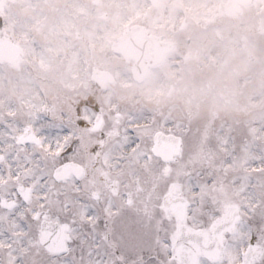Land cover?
<instances>
[{
  "label": "snow or ice",
  "instance_id": "6c2138e0",
  "mask_svg": "<svg viewBox=\"0 0 264 264\" xmlns=\"http://www.w3.org/2000/svg\"><path fill=\"white\" fill-rule=\"evenodd\" d=\"M0 264H264V126L0 111Z\"/></svg>",
  "mask_w": 264,
  "mask_h": 264
},
{
  "label": "rangeland",
  "instance_id": "374dc122",
  "mask_svg": "<svg viewBox=\"0 0 264 264\" xmlns=\"http://www.w3.org/2000/svg\"><path fill=\"white\" fill-rule=\"evenodd\" d=\"M101 1V6H94L93 0H17L15 4L9 5L6 8V27L11 33L13 32L16 35V39L22 42L23 53L18 61L17 67L7 63H0V111H11L16 113L19 112L20 109L25 112L40 110L42 98L38 90V85L42 82L52 100L49 111L55 114L65 113V111L62 110L64 106L62 107L61 105L64 103L62 97L59 96V92H55L54 90L65 86L71 87L73 82L79 88H88L91 86L89 80L87 81V79H84L81 74L83 64L85 62L87 63L89 59L87 45L86 42L82 43L81 41L80 46L74 43L76 32L82 31L91 34L90 40H87L93 42L94 45L102 51L98 56L97 64L107 66L112 60H110L109 51L103 52L105 46L100 43V37L104 34V32L101 31L104 30L108 33L110 27L101 19V15L104 13L103 11H112L115 17L119 19L120 26L127 19L135 20L136 17L140 15V10L138 9L149 3L147 0ZM110 1L112 2L111 4L109 3ZM166 1L170 3L173 9L176 7L181 8V4L183 3L182 0L179 2L178 0H164V2ZM198 3L200 4L201 0ZM110 6L112 9L109 8ZM209 7L215 6L210 5ZM194 8L195 10L199 8L202 9V6L195 3ZM122 9H124L125 12L120 16V10ZM177 14L178 10L176 11V15ZM224 23L226 24V22ZM190 27L195 28L194 25ZM57 41L60 43L59 45L56 43ZM70 41L72 42L70 43ZM214 46L215 44L208 49L206 55H212L213 50L217 49V47ZM67 48L70 51L75 49L79 52V57L76 60L72 72L65 71V74L61 75L59 78L56 77L54 82H47L44 78L57 76V73L52 74L50 70L44 69L52 65V69H57L62 73L65 67L69 66L71 60L68 61L66 54L61 55L62 61H57L60 50L65 49L64 52L67 53ZM220 49L222 53L217 56L220 59L227 57L229 61L223 67H221V65H223L221 63H214L213 66L215 68L209 67V69L206 70L210 82L212 84L214 82L222 84L230 83L228 77L231 76L232 79L235 75L234 70L243 66L241 69L243 77L248 78L249 75H251V79L247 83L245 89L248 90L250 87V89L254 88L255 93L253 98L254 100H258L255 107V125L264 126V89H262L264 87V71H261L259 68L264 65V48L248 49V52L254 55L255 53L253 51L257 52L256 60L253 62L247 59V52H243L239 46L233 49L230 48V53L226 52L227 48L225 47ZM213 58L215 59L217 57L213 56ZM30 64L36 66L38 77L30 75L34 73L32 71L34 67ZM27 69L30 70V74H28L29 71H27ZM257 69L260 70L258 71V73H260L259 75L256 74ZM213 94H215L214 109H216L218 97L217 87L215 86ZM211 103L212 101L208 102L209 107L213 109ZM227 113L229 116L230 112ZM251 114L255 115V112H251ZM248 118V114L240 117L241 120H248ZM230 127L226 124L222 125L217 123L214 126H209L208 130L214 128L230 130Z\"/></svg>",
  "mask_w": 264,
  "mask_h": 264
},
{
  "label": "flooded vegetation",
  "instance_id": "af4514ba",
  "mask_svg": "<svg viewBox=\"0 0 264 264\" xmlns=\"http://www.w3.org/2000/svg\"><path fill=\"white\" fill-rule=\"evenodd\" d=\"M255 14H248L244 18V26L248 32V37L251 36L255 26ZM263 23L262 20H260ZM258 31L264 32V28L259 26ZM154 32V31H153ZM157 35L164 41L175 40V29L161 28L156 31ZM252 40L246 38L242 40L244 47L252 45ZM177 47V45H176ZM172 54H168L164 62L155 70V87L138 89L137 94L125 95L121 100L129 101L132 99L136 104H127L116 111H106L105 114L116 113H135L149 118L153 116L155 121H170L175 125H181L184 128L189 127V122L192 118L194 110L193 104L196 102V107H199L203 101L201 93L191 88L192 82H183L182 78H173L172 69ZM129 96L133 98H129Z\"/></svg>",
  "mask_w": 264,
  "mask_h": 264
},
{
  "label": "water",
  "instance_id": "95a60500",
  "mask_svg": "<svg viewBox=\"0 0 264 264\" xmlns=\"http://www.w3.org/2000/svg\"><path fill=\"white\" fill-rule=\"evenodd\" d=\"M2 43H3V40L0 38V45L2 46V47L0 46V56H1V58L5 57V56L8 57L7 53L11 54V52L9 51V50H11V47L9 46L8 49L7 48H3L4 44H2Z\"/></svg>",
  "mask_w": 264,
  "mask_h": 264
}]
</instances>
